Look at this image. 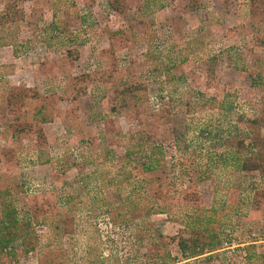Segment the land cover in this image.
Returning a JSON list of instances; mask_svg holds the SVG:
<instances>
[{
  "label": "rangeland",
  "instance_id": "374dc122",
  "mask_svg": "<svg viewBox=\"0 0 264 264\" xmlns=\"http://www.w3.org/2000/svg\"><path fill=\"white\" fill-rule=\"evenodd\" d=\"M113 1L0 0V210L32 223L0 264H264V5ZM206 223L220 248L184 259Z\"/></svg>",
  "mask_w": 264,
  "mask_h": 264
},
{
  "label": "trees",
  "instance_id": "16d2710c",
  "mask_svg": "<svg viewBox=\"0 0 264 264\" xmlns=\"http://www.w3.org/2000/svg\"><path fill=\"white\" fill-rule=\"evenodd\" d=\"M252 4L259 3L264 5V0H250ZM121 2H111V6L117 11L121 9ZM264 41V39H263ZM214 70V68H211ZM143 88L142 84L130 83L125 85L118 93L119 104L113 106V110L128 109L138 100V93ZM250 133L247 138H243L240 142L245 146L246 140L249 139V157L244 159L241 166L244 170L254 171L264 175V111L253 119H250ZM144 137L140 139L143 141ZM141 141V142H142ZM140 142V144H141ZM2 191H0L1 195ZM2 206L0 210V248L7 250L12 247L13 243L19 240L21 233L29 231L32 223L31 219H24L19 216V209L12 199L6 197L1 198ZM184 259L199 258L206 256L213 257L215 251L220 248V237L218 230L212 226V223H206L205 226L184 227L182 233L175 238ZM34 238H30L29 243L24 244L22 252L28 253L33 249ZM15 254L14 251H12Z\"/></svg>",
  "mask_w": 264,
  "mask_h": 264
}]
</instances>
